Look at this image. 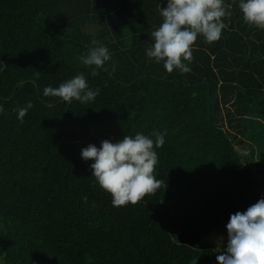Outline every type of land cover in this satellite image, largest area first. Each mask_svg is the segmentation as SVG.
<instances>
[{"label":"trees","instance_id":"obj_1","mask_svg":"<svg viewBox=\"0 0 264 264\" xmlns=\"http://www.w3.org/2000/svg\"><path fill=\"white\" fill-rule=\"evenodd\" d=\"M224 2L221 38L169 73L146 55L167 0H0V264H217L204 240L264 197L237 149L264 168V29ZM94 40L111 54L96 76L79 59ZM79 73L94 101L43 96ZM156 131L162 185L113 206L81 149Z\"/></svg>","mask_w":264,"mask_h":264},{"label":"clouds","instance_id":"obj_2","mask_svg":"<svg viewBox=\"0 0 264 264\" xmlns=\"http://www.w3.org/2000/svg\"><path fill=\"white\" fill-rule=\"evenodd\" d=\"M238 7L245 23L264 29V0H239ZM229 8L224 0H167L166 6L159 9L162 23L151 33L154 43L146 49L147 57L163 62L169 73L174 69L189 72L184 61L191 60L197 37L202 36L209 43L218 41L226 28L222 18L231 15ZM92 43L94 46L79 59L85 66H94L91 75L96 76V70L110 61L111 54L99 41ZM2 70L3 64H0ZM99 92L98 88H90L85 75L79 73L58 87H45L43 96L83 104L94 101ZM32 107L28 103L15 109L17 118L23 119ZM165 135L166 132L158 131L151 136L136 133L134 137L123 136L116 142L105 139L99 147L89 144L81 149V158L93 161L91 177L111 195L113 206L135 205L160 188L163 181L154 175L158 163L155 148L164 145ZM226 230L227 244L216 256L217 264H264V197L245 211L231 214Z\"/></svg>","mask_w":264,"mask_h":264},{"label":"rangeland","instance_id":"obj_3","mask_svg":"<svg viewBox=\"0 0 264 264\" xmlns=\"http://www.w3.org/2000/svg\"><path fill=\"white\" fill-rule=\"evenodd\" d=\"M226 126L228 127V131L231 133H235L236 130L231 129L228 122L225 123ZM260 131H264V126L259 129ZM237 149L243 154V157H245L246 160L249 162L247 163L248 166L255 172L256 176L258 178H263L264 173H263V165L260 160V156L257 154L255 157L254 155L258 152V147L254 145L253 143H249L246 145V147H237ZM205 245L208 243L211 245L215 246V249L219 252L223 251V249L226 247L227 244V236L221 235V234H213L207 237L204 242Z\"/></svg>","mask_w":264,"mask_h":264}]
</instances>
